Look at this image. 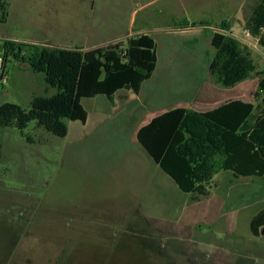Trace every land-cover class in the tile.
I'll list each match as a JSON object with an SVG mask.
<instances>
[{
    "label": "rangeland",
    "instance_id": "rangeland-1",
    "mask_svg": "<svg viewBox=\"0 0 264 264\" xmlns=\"http://www.w3.org/2000/svg\"><path fill=\"white\" fill-rule=\"evenodd\" d=\"M6 2L5 22L0 10V105L28 110L35 97L57 92L23 60L3 64L6 41L119 49L146 34L156 42L158 64L139 95L124 90L113 103L105 96L83 99L87 122L67 121L65 138L34 121L23 131L0 129V264H264L263 229L255 236L251 228L264 211V178L220 171L200 203L184 204L186 195L132 141L140 125L183 107L200 91L201 105H185L206 110L213 105L205 102H255L264 49L244 31L254 0ZM185 19L214 29L180 30ZM223 21L261 73L236 88L218 84L206 61L214 53L211 35ZM135 168L166 186L159 190V196L168 194L164 202L144 191V178L137 183L140 199Z\"/></svg>",
    "mask_w": 264,
    "mask_h": 264
},
{
    "label": "trees",
    "instance_id": "trees-1",
    "mask_svg": "<svg viewBox=\"0 0 264 264\" xmlns=\"http://www.w3.org/2000/svg\"><path fill=\"white\" fill-rule=\"evenodd\" d=\"M254 2L244 31L264 49V0ZM0 10L1 21L5 22L6 0L0 1ZM196 27L213 26L186 19L178 24L181 30ZM216 28L210 38L214 53H208L206 59L208 71L218 84L234 88L258 72L249 51L232 36L230 22L223 21ZM11 58L23 60L36 74H44L57 92L50 97H35L28 110L13 103L0 105V129L16 127L23 131L34 121L60 138L68 135L67 121L87 122L83 99L105 96L111 100L121 90L139 95L158 64L156 42L146 34L128 38L119 49H49L6 41L3 64ZM254 98L255 102L228 100L201 112L186 108L166 111L142 126L137 140L183 193L200 201L220 171L264 178V73ZM251 228L255 236L264 231V211L253 219Z\"/></svg>",
    "mask_w": 264,
    "mask_h": 264
},
{
    "label": "crops",
    "instance_id": "crops-1",
    "mask_svg": "<svg viewBox=\"0 0 264 264\" xmlns=\"http://www.w3.org/2000/svg\"><path fill=\"white\" fill-rule=\"evenodd\" d=\"M187 29H190V28H187ZM211 29H214V27H212ZM181 30V29H180ZM101 45H96L95 47H93V49H95V48H99ZM244 83V82H243ZM242 84V83H241ZM241 84H239V85H241ZM239 85H237V86H239ZM236 86V87H237ZM235 87V88H236ZM122 91H124V90H121V91H119V92H117L114 96H113V98L111 99V100H109L108 98V100L110 101V102H114L115 101V99H116V96L117 95H120V93H122ZM128 92H131V91H128ZM133 93V92H132ZM134 94V93H133ZM135 95V94H134ZM125 97H128L129 98V96H127V95H125V94H123V96H121L120 98H125ZM235 99V98H234ZM132 100V99H131ZM229 100V99H228ZM228 100H224V101H214V102H210V103H208V102H205L204 104H207V105H213L212 106V108H214V107H216V106H219L220 104H222V103H218V102H226V101H228ZM231 100V99H230ZM186 102H188V103H197V104H199V105H201V91L199 92V93H197L196 95H195V98H193V99H191V100H188V101H186ZM185 102V103H186ZM185 103H183V107H182V105L181 106H178L177 108H186V109H191V110H195V111H199V112H201V111H207V110H210V109H212V108H208V109H206V110H201V108L200 109H197L196 107L197 106H194V107H192V105L191 106H189V105H185ZM174 109H176V107L174 108ZM173 110V109H172ZM162 114V113H161ZM159 116V115H158ZM155 117H157V116H153V117H151V119L147 122V123H149L153 118H155ZM146 123V124H147ZM146 124H144V125H146ZM144 125H140V128L142 127V126H144ZM139 128V129H140ZM138 129V130H139ZM137 130V131H138ZM136 133H138V132H136ZM132 141H134L135 143H139L138 142V140H137V134H136V136H135V138H132ZM139 145H140V143H139ZM141 146V145H140ZM142 147V146H141ZM143 148V147H142ZM144 149V148H143ZM144 151H145V149H144ZM147 153V152H146ZM148 154V153H147ZM151 158V157H150ZM152 159V158H151ZM153 160V159H152ZM154 162V161H153ZM155 163V162H154ZM158 166V165H157ZM159 167V166H158ZM133 172H135L136 173V176L134 177V179L132 180L134 183H135V185H136V192H139V194H137V195H140L141 197H142V195L140 194V191H139V187H138V180L139 181H142L143 180V178H144V183L145 182H147L148 181V183L147 184H145V189H144V191L148 194L149 193V190H152L153 191V200H156V199H158L159 197H161V199H159V200H162L163 202L166 200V196L168 195V194H163V195H161V196H159V190L160 189H165L166 191H167V188H166V186L163 184V183H159V184H163L162 185V187H160L159 188V184L157 183V184H155V181H154V179L152 178V175H151V173H149L148 175H146V174H144V177H143V175H142V170H140V169H138V168H135L134 169V171ZM232 173V172H231ZM167 175V174H166ZM168 176V175H167ZM178 187V186H177ZM181 191V190H180ZM136 192H135V196L137 197V195H136ZM142 192V191H141ZM182 192V191H181ZM185 195H186V197H184V204L186 203V204H190L191 203V201H193L192 200V198H193V195H191V194H186V193H184ZM152 195V194H151ZM140 196H138V197H140ZM146 196V195H145ZM137 197V198H138ZM155 197V198H154ZM145 198V197H144ZM141 200H143V197L142 198H140ZM158 200V201H159ZM158 201H156V202H158ZM194 202H198V203H200L201 202V200L200 201H194ZM152 204V203H151ZM158 204V203H157ZM156 204V205H157ZM155 205V206H156ZM196 205H198V204H194L193 203V207H195ZM199 206V205H198ZM194 212H195V214L198 212V211H196V210H194Z\"/></svg>",
    "mask_w": 264,
    "mask_h": 264
},
{
    "label": "built area",
    "instance_id": "built-area-1",
    "mask_svg": "<svg viewBox=\"0 0 264 264\" xmlns=\"http://www.w3.org/2000/svg\"><path fill=\"white\" fill-rule=\"evenodd\" d=\"M246 34L250 36L249 32H246Z\"/></svg>",
    "mask_w": 264,
    "mask_h": 264
},
{
    "label": "water",
    "instance_id": "water-1",
    "mask_svg": "<svg viewBox=\"0 0 264 264\" xmlns=\"http://www.w3.org/2000/svg\"><path fill=\"white\" fill-rule=\"evenodd\" d=\"M263 233H264V231H263Z\"/></svg>",
    "mask_w": 264,
    "mask_h": 264
}]
</instances>
